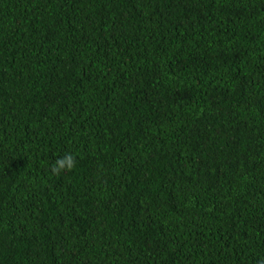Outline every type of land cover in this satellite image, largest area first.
Listing matches in <instances>:
<instances>
[{
	"label": "trees",
	"instance_id": "trees-1",
	"mask_svg": "<svg viewBox=\"0 0 264 264\" xmlns=\"http://www.w3.org/2000/svg\"><path fill=\"white\" fill-rule=\"evenodd\" d=\"M0 264H264V0H0Z\"/></svg>",
	"mask_w": 264,
	"mask_h": 264
},
{
	"label": "clouds",
	"instance_id": "clouds-1",
	"mask_svg": "<svg viewBox=\"0 0 264 264\" xmlns=\"http://www.w3.org/2000/svg\"><path fill=\"white\" fill-rule=\"evenodd\" d=\"M76 162L72 154H66L63 157H59L51 168V172L55 175H59L62 171H71L75 168Z\"/></svg>",
	"mask_w": 264,
	"mask_h": 264
}]
</instances>
